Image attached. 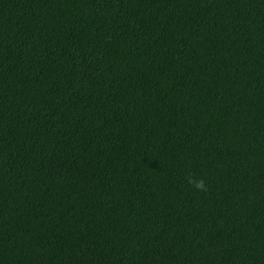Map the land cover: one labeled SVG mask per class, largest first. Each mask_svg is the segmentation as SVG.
<instances>
[{"label":"trees","instance_id":"1","mask_svg":"<svg viewBox=\"0 0 264 264\" xmlns=\"http://www.w3.org/2000/svg\"><path fill=\"white\" fill-rule=\"evenodd\" d=\"M0 264H264V0H0Z\"/></svg>","mask_w":264,"mask_h":264},{"label":"clouds","instance_id":"2","mask_svg":"<svg viewBox=\"0 0 264 264\" xmlns=\"http://www.w3.org/2000/svg\"><path fill=\"white\" fill-rule=\"evenodd\" d=\"M187 183L195 190L204 192L207 191V187L203 178H196L193 174H189Z\"/></svg>","mask_w":264,"mask_h":264}]
</instances>
